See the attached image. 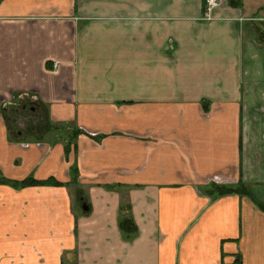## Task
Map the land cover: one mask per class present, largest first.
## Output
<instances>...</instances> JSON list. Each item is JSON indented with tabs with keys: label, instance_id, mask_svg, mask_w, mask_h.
<instances>
[{
	"label": "crops",
	"instance_id": "1",
	"mask_svg": "<svg viewBox=\"0 0 264 264\" xmlns=\"http://www.w3.org/2000/svg\"><path fill=\"white\" fill-rule=\"evenodd\" d=\"M208 1L0 0V264H264V0Z\"/></svg>",
	"mask_w": 264,
	"mask_h": 264
},
{
	"label": "built area",
	"instance_id": "2",
	"mask_svg": "<svg viewBox=\"0 0 264 264\" xmlns=\"http://www.w3.org/2000/svg\"><path fill=\"white\" fill-rule=\"evenodd\" d=\"M223 2L224 0H209L208 1V12L211 13L213 10L218 8Z\"/></svg>",
	"mask_w": 264,
	"mask_h": 264
},
{
	"label": "trees",
	"instance_id": "3",
	"mask_svg": "<svg viewBox=\"0 0 264 264\" xmlns=\"http://www.w3.org/2000/svg\"><path fill=\"white\" fill-rule=\"evenodd\" d=\"M39 184L37 182H35V181H27V182H24L22 184H17V185L19 187H30V186H36V185H39Z\"/></svg>",
	"mask_w": 264,
	"mask_h": 264
}]
</instances>
